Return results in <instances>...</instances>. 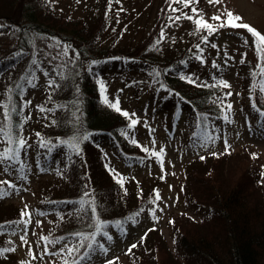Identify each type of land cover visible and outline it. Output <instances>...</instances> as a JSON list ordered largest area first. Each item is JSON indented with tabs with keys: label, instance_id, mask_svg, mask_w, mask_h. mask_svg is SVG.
Masks as SVG:
<instances>
[{
	"label": "trees",
	"instance_id": "1",
	"mask_svg": "<svg viewBox=\"0 0 264 264\" xmlns=\"http://www.w3.org/2000/svg\"><path fill=\"white\" fill-rule=\"evenodd\" d=\"M90 1L83 15L73 17L66 14L63 17L55 13L49 0H0V100L7 99L8 88L13 90L11 95L16 109L11 114L13 131L24 136L29 143L27 151L38 158L39 163L45 165L48 161L52 164L53 178L36 183L37 199L48 208L55 207V218L50 226L52 231L46 234L50 236L48 243L54 237H64L59 242L69 243L77 239L70 234L92 231L88 227L92 223L90 208L80 206L85 192L89 197H96L103 219L121 220V225H124L130 215L135 217L155 204L153 200L159 197L153 190H159L160 184L167 178L165 176L171 175L159 172L149 180L123 175L125 180L121 187L113 173L105 167L108 165L121 174L113 165L112 157L123 155L137 159L138 155L134 150L136 145L130 140L134 130L129 131V137L120 131L126 127L128 118L103 103L98 78L106 82L109 99L119 97L122 109L138 115L129 105V99L135 97V92L129 98L120 95L129 88V84L124 82L111 91L108 76H114L119 71L144 73L157 69L159 75L150 73L156 91L165 94L163 98L169 100L168 105L173 111L186 110L189 127L202 133L203 127H197L198 113H208L206 125L204 118L200 117L201 125L207 127L210 121L217 120L228 128L236 117L234 109L242 105L241 98L235 103L232 95H224L225 91H232L230 84V87L211 86L212 78L218 80L223 77L222 74L215 71L206 74L196 69L200 60L194 53L204 56L209 48H217L212 46L215 42L209 38L211 34L208 40H201L207 30L196 31L194 20L187 17L176 20L179 12H171L167 7L168 0L160 1L151 35L137 45L119 43V34L114 35L113 29L111 31L110 16L118 10L114 0H111V5L109 0H102L100 9H95L97 1ZM174 6L190 12L191 5L186 8L180 4ZM170 16L173 23H168ZM162 29L163 39H160ZM107 31L112 33L110 38L105 36ZM5 35L14 40L9 48L1 43ZM158 39L159 44L156 43ZM197 44L204 49L203 53L196 48ZM64 45L71 46L67 54ZM54 51L56 55H53ZM53 57L59 60L58 68L45 70L42 67L44 61ZM70 59H76L77 63H69ZM93 59L99 62L89 69V62ZM51 71L55 72L49 74ZM39 72L45 77L40 87L34 85L35 77L41 75ZM180 73L194 74L198 83L193 85L181 79ZM252 73L249 71L246 77L239 76L242 78L239 89L241 93L253 94L249 108L255 117L258 111L253 107V101L260 107L264 106V100L259 98L257 89L250 87ZM49 78H55L63 86L49 85ZM29 79L34 84H29ZM161 81L169 88H160ZM205 82L210 87H204ZM77 87L80 89L78 93ZM169 89H175L186 99H180L175 93L169 95ZM212 93L215 97L209 100ZM216 99L222 103L232 102V111L228 112L231 123L223 120V110L215 103ZM77 100L80 101L78 105ZM25 101L30 103L25 104ZM56 104L62 107L56 108ZM65 105L67 107H63ZM75 107L81 110L79 124L72 123ZM224 109H227V104H224ZM53 119L57 120L56 124L52 123ZM4 123L3 108L0 107V126ZM76 129L87 130L91 134L88 140L82 142L83 151L79 155L66 145L59 144L49 151L39 145L36 136V132H40L55 143L56 137L66 139ZM5 143L0 134V151ZM251 152L245 144L238 151H219L211 159L185 163L179 171L181 176L176 178L175 187L188 208L202 210L201 217L193 218L182 211L171 214L165 222L171 243L167 240L169 236L156 225L135 243V248L125 253L126 261L113 260L111 264H264V186L258 182L262 180L260 172L264 169L260 167L263 164L259 156L252 157ZM216 158L221 161L218 166L208 167L207 164ZM3 179L0 177V180ZM13 189H5L0 194V225L5 229L9 227L7 222L16 221L20 216L21 209L6 203L7 198L13 197ZM57 213L62 214L64 219ZM85 216L89 217L87 221ZM112 226L116 225L113 223L108 228ZM11 233L0 231V249H6L0 252V264H19L14 250H11L13 247L9 245L8 235ZM65 255L62 253L61 257ZM60 264H63L62 260Z\"/></svg>",
	"mask_w": 264,
	"mask_h": 264
},
{
	"label": "rangeland",
	"instance_id": "2",
	"mask_svg": "<svg viewBox=\"0 0 264 264\" xmlns=\"http://www.w3.org/2000/svg\"><path fill=\"white\" fill-rule=\"evenodd\" d=\"M89 1V2H88ZM97 1L95 9H100L102 0ZM161 0H114L117 12H112L110 16V27L113 29V34H119V43L124 45H137L140 41L151 35L153 29L154 17L158 14V6ZM53 3L55 13H60L62 16L66 14L73 17L83 15L85 6L91 3L90 0H49ZM87 2V3H84ZM196 6L203 12L204 18L210 22L212 13H223L224 8H230L233 12L239 14L243 21L252 24L259 31L264 32V0H220V2L209 4L208 0H197ZM191 13V6L189 7ZM198 15V14H197ZM102 22L103 20L100 19ZM121 30V31H120ZM116 31V32H115ZM120 31V32H118ZM106 37L110 38L112 33L107 31ZM212 41L216 44V49H210L204 54V61L198 62L196 69L202 70L206 74L217 72L222 74L232 86V97L235 103L239 98L242 99V105L236 109V117L234 122L227 128L223 127L222 121H210L207 128L211 133H214V140L207 142V147H198L197 141L200 137H194L193 132H197L192 127H189V118L185 111H173L169 107V100L164 99V93L156 91L152 82L151 72L136 73L133 71H119L114 76L109 77V84L112 86L111 91L117 89L124 82L129 84V88L124 90L123 98H129L134 92L135 97H130L129 105L134 107L137 116L140 117L137 125L134 127L135 138L141 144L147 145L149 148L159 151L161 146L164 152L160 159L154 153H146L143 148L135 144L134 150L138 155L137 159H129L126 156L112 157L113 165L121 172L122 175L135 177L138 180H149L155 174L169 173L165 182L159 186V198L153 206H149L135 216V223L130 220L121 226H113L109 228L113 239L107 242L109 251L107 253L96 250L90 259L85 264H104L105 260L126 261V249L130 245L136 243L141 237L153 228V225H158L165 235L169 236V229L166 226V220L171 214H176L182 211L193 218H199L202 215V210H196L192 207H187L176 188V178L181 176L182 166L187 162H193L203 159H211L215 155L213 152L224 151V140L227 138L230 150L238 151L241 147L249 146L251 151L258 153L260 162L264 165V131L261 130V121H264V116L251 115L252 102L250 92L241 93L239 89V80L246 77L249 71L259 73L257 64L260 63L255 50V43L252 34L243 28H233L225 26L219 28L217 32L211 34ZM138 42V43H137ZM3 46L9 48L14 40H10L5 35L4 40H1ZM227 53V55H225ZM55 51H54V54ZM46 58L43 63V68L49 69L58 68L57 58ZM39 60L40 57H37ZM212 61H216L219 67L213 65ZM226 62V63H225ZM51 71L49 74H53ZM196 73V71H194ZM39 77H35L36 81L31 83L40 87L44 83L45 77L41 72ZM115 74V73H114ZM242 74V75H241ZM32 79V78H31ZM259 80V75L257 76ZM129 82V83H128ZM167 103V104H166ZM251 124V127L249 125ZM151 126L154 131L149 132L148 126ZM132 133V134H133ZM203 136L202 131H199ZM132 136V135H131ZM153 138L155 143H153ZM131 140V139H130ZM134 152V151H133ZM22 161L27 166H23L19 162L12 165H6L0 161V177L14 180L18 187L12 190L13 197L7 198L6 203L17 206L22 209L25 204L29 205L31 210V222L27 225V242L21 240L23 235V225H20L21 230L12 232L8 235L9 245L14 247V253L18 262L26 260L29 264H60L62 253H57L56 249L63 246V242L56 243L43 240L51 229L52 219L55 218L54 208L46 207L37 199L38 187L36 183L40 181H48L53 178L51 166L52 164L46 161V164L39 163L38 158L33 157L30 152L24 151L21 154ZM219 160V159H215ZM213 160L207 164L211 168L212 165L217 167V163L221 161ZM238 160V159H237ZM215 161V162H214ZM112 164V163H111ZM11 169L5 172V168ZM23 167V171L28 179L18 177V173ZM217 169V168H214ZM264 180V177H262ZM45 183V182H44ZM264 186V183H263ZM5 189H9L6 188ZM9 192V191H8ZM41 197V196H39ZM79 207V206H78ZM151 210V211H150ZM76 212V211H74ZM72 212L71 214H73ZM70 214V213H69ZM40 223L37 224L36 221ZM154 226V227H155ZM127 229V230H125ZM10 237V239H9ZM102 238V237H101ZM170 236L167 240H170ZM171 243V240H170ZM48 245L49 252L45 253L43 248ZM32 247L33 254L37 257L33 259L28 256V249ZM66 253V252H65ZM118 257L119 259H112Z\"/></svg>",
	"mask_w": 264,
	"mask_h": 264
},
{
	"label": "snow or ice",
	"instance_id": "3",
	"mask_svg": "<svg viewBox=\"0 0 264 264\" xmlns=\"http://www.w3.org/2000/svg\"><path fill=\"white\" fill-rule=\"evenodd\" d=\"M47 2V0H46ZM220 0H208L209 4L213 3H219ZM197 0H168L167 7L171 10V12L176 13L179 12V15L175 17L176 20H179L181 17H187L189 20H194L195 23V30L196 31H201V30H207V34L202 35L200 38L201 40H208V36L212 33L217 32L219 28L225 27V26H231L233 28H243L247 29L249 33L252 34V37L254 38V43H255V50L258 55L260 63L257 64V67L259 68V73L253 71L252 73V83L250 87L257 89L259 92L260 96L259 98L261 100H264V32L259 31L256 27H254L252 24L243 21L242 17L233 12L230 8H224L223 13L221 14L220 11L218 10L217 12L212 13V20L215 21V23L210 22L208 19L204 18L203 12L200 8L196 6ZM174 4H180L183 5L185 8L189 5H191V13L188 11H181L180 8L175 7ZM109 5H111V0H109ZM198 14V15H197ZM168 23H173V18L170 16ZM161 37L160 39H163V29L161 30ZM160 39L156 41L157 44L160 43ZM155 45H153L154 47ZM213 47L216 45L213 44ZM70 45H64V52L67 54L68 50L70 49ZM196 48L200 50V53L204 52V49L201 47L200 44L196 45ZM79 55V54H77ZM194 55L201 61H204V56L200 55L198 53H194ZM227 55V53H225ZM35 62V61H34ZM99 61L93 59L89 62V69H91L92 65H96ZM186 61H182V63H185ZM69 63H77L76 59H70ZM213 65L216 67H219V65L216 64V61H212ZM226 63V62H225ZM168 69H164V71H167ZM153 72L156 73V75H159V71L157 69H153ZM78 75V74H77ZM259 75V80H257V76ZM180 77L183 80H186L190 82L193 85H196L198 83L197 79L195 78L194 74L192 73H180ZM213 85L211 86H216L218 85H223L225 87H230L229 81L223 77H220L218 80L216 77H213ZM32 80L29 79L28 83L31 84ZM47 83L49 85H55L57 88L62 87V84L57 83L55 78H49L47 80ZM97 83L99 85V92H100V97L103 101V103L112 109H115L116 112L122 113L124 117L128 118V123L125 128H122L120 131L125 137H129V131L134 129V127L137 125L138 121L140 120V117H138L135 112H129L127 109H122L120 107V100L119 97H116L114 100L109 99L108 95L106 94V82L102 78L97 79ZM160 88H169L167 84L164 82H160ZM204 87H210V85L205 82L203 85ZM12 89L8 88V96L6 100H0V107L3 108V116L5 123L3 126H0V134L3 135V139L6 142L5 146L3 147V150L0 151V161L5 163L6 165H12L15 167V163L19 162L23 166H27L24 161L21 159V152L22 150L27 151L29 148V143L28 141L25 140L24 136L20 134L19 132H14L12 128V112H14L16 109L13 107V97L11 95ZM51 91V90H50ZM80 91L79 87L76 88V92L78 93ZM172 93H175L177 97H180V99H186V97H183L180 92L176 91L175 89H169V95ZM225 96H231L232 93L230 91H225L224 92ZM215 97V93H212L211 96L208 97L209 100H212ZM25 104L30 103L28 101L24 102ZM80 103L79 100L76 101V104L78 105ZM215 103L220 105V108L223 110V120L231 123L232 119L229 117L228 112L232 111V102L231 101H225L221 102L219 99L215 100ZM224 104H227V109H224ZM38 108H41V110H44L41 105H37ZM56 108L62 107L59 104L55 105ZM63 107H67L66 105ZM253 107L257 108L258 111V116H264V106L257 107V104L255 100L253 101ZM47 111H53V109H48ZM80 108L75 107V111L73 115L75 116V119L72 121L74 124H79V113H80ZM207 116L208 113H198L197 117V127H203V136H201V133L199 132H193L192 135L194 137H200L197 141V146L198 147H207L208 143L207 142H212L214 140V133H211L210 130L206 127L201 125L200 123V117L204 118L205 125L207 123ZM27 119V117H24ZM53 124L57 123V120L53 119L52 120ZM251 127V124L249 125ZM149 132L151 133L154 131V129L151 128V126H148ZM261 130L264 131V121H261ZM22 132V129L20 130ZM96 131V130H94ZM90 132L87 130H81V129H76L73 131L72 135L68 136L66 139L61 138V137H56L55 138V143L53 140L48 139L47 137L43 136L42 133L36 132V136L39 138L38 143L41 147L48 148L49 151H51L52 148L57 147V144L59 145H66L72 152L76 153L77 155L81 154L83 149H82V142L85 140H88L90 137ZM131 143L133 144H138L140 145L144 152L146 153H154L155 156L160 159L163 152L164 148L161 146L159 151H155L154 149L149 148L147 145H143L140 143L138 139L135 138V133L132 134L130 137ZM153 143H155V139L153 138ZM224 145L225 151H229V144L227 138L224 140ZM97 147H100L97 145ZM212 155H217V153L213 152L211 153ZM107 155V153H105ZM252 157H256L258 155L257 152L253 151L250 153ZM203 159V157H201ZM105 167L108 168L110 172L113 173L115 179L118 181V183L123 187L124 185V180L125 177L122 174H118L114 168H111L108 165H105ZM261 169H264V165L260 166ZM11 169L5 168V172L10 171ZM61 175H63L61 173ZM260 176L264 177V170L260 172ZM18 177L23 178V179H28V177L25 175L23 171V167H21ZM260 183H264V180L258 181ZM5 186L7 188H14L18 187V185L14 182V180L5 179L0 180V194H3L5 191ZM91 191V189H90ZM126 191V189H125ZM157 193V197H159V190L154 189ZM137 195L139 196L140 193L138 192ZM153 203L155 201L153 200ZM80 206L81 208L83 207H89L91 211V220L92 223L88 224V227L92 229L90 232H77V233H72L70 235L76 237L77 239L63 244V246L59 247L56 249L57 253H65V256H62L60 259L63 261V264H85L86 261L90 259L92 254L96 251L99 250L101 252L107 253L109 251L107 242L111 241L113 239L112 233L110 232L108 226L111 224H115L116 226H119L123 223L121 220H116V221H110L107 219H103L102 215L99 211L100 205L98 200L96 199L95 196L89 197L88 193L85 192L83 196L80 199ZM151 211V210H150ZM60 215L61 219H64V216L60 213H57ZM138 215V213H137ZM89 217L85 216L84 220L87 221ZM131 222L135 223V217L133 215H130L128 218ZM31 222V210L29 208L28 204H25L24 207L20 210V216L16 221H9L7 222L9 227L5 229L2 225H0V231H8V232H15L18 230H21L19 228L20 225H23V235H21V240L24 242H27V225ZM37 224L40 223L39 220L36 221ZM155 225H153L154 227ZM127 230V229H125ZM102 237V238H101ZM44 241H49L50 236H43L42 237ZM10 239V237H9ZM143 239V237H141ZM57 240H64V237H54L51 238L52 243H56ZM14 245L11 250H14ZM136 244L133 243L132 245L129 246L126 251H131L132 248H135ZM6 251V249H0V252ZM43 251L45 253L49 252L48 245L45 244ZM28 256L32 257L33 259H36L37 257L33 254L32 247L30 246L28 249ZM112 259H119L118 257H112ZM19 264H29L28 261L26 260H20ZM104 264H111V260H105Z\"/></svg>",
	"mask_w": 264,
	"mask_h": 264
}]
</instances>
